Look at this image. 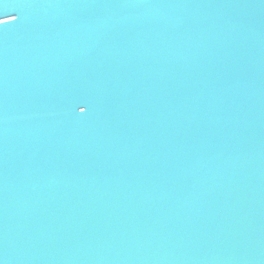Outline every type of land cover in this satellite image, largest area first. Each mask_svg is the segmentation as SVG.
I'll return each mask as SVG.
<instances>
[{
  "label": "water",
  "instance_id": "95a60500",
  "mask_svg": "<svg viewBox=\"0 0 264 264\" xmlns=\"http://www.w3.org/2000/svg\"><path fill=\"white\" fill-rule=\"evenodd\" d=\"M0 19V264H264V0Z\"/></svg>",
  "mask_w": 264,
  "mask_h": 264
},
{
  "label": "snow or ice",
  "instance_id": "6c2138e0",
  "mask_svg": "<svg viewBox=\"0 0 264 264\" xmlns=\"http://www.w3.org/2000/svg\"><path fill=\"white\" fill-rule=\"evenodd\" d=\"M7 17H15L16 18V21L19 19V15H14V14H9V15H7ZM9 22H13V21H8V20H2V19H0V25L7 24ZM78 111L80 113H84L86 111V106H79Z\"/></svg>",
  "mask_w": 264,
  "mask_h": 264
}]
</instances>
